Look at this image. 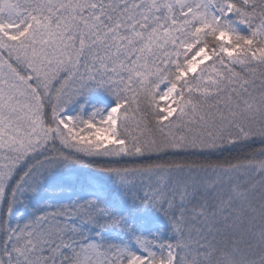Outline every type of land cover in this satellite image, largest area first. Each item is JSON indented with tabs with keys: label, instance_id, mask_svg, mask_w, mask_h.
<instances>
[{
	"label": "snow or ice",
	"instance_id": "snow-or-ice-1",
	"mask_svg": "<svg viewBox=\"0 0 264 264\" xmlns=\"http://www.w3.org/2000/svg\"><path fill=\"white\" fill-rule=\"evenodd\" d=\"M0 264H264V0H0Z\"/></svg>",
	"mask_w": 264,
	"mask_h": 264
}]
</instances>
